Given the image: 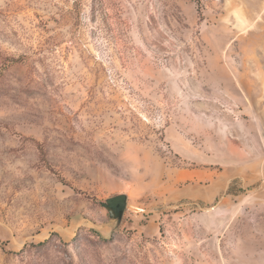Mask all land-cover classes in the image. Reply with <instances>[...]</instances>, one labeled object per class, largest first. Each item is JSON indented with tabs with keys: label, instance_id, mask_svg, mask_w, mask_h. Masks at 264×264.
<instances>
[{
	"label": "rangeland",
	"instance_id": "1",
	"mask_svg": "<svg viewBox=\"0 0 264 264\" xmlns=\"http://www.w3.org/2000/svg\"><path fill=\"white\" fill-rule=\"evenodd\" d=\"M0 264H264V0H0Z\"/></svg>",
	"mask_w": 264,
	"mask_h": 264
},
{
	"label": "water",
	"instance_id": "2",
	"mask_svg": "<svg viewBox=\"0 0 264 264\" xmlns=\"http://www.w3.org/2000/svg\"><path fill=\"white\" fill-rule=\"evenodd\" d=\"M102 206L108 212L109 218L115 222L114 231H118L127 207V197L120 195L110 198Z\"/></svg>",
	"mask_w": 264,
	"mask_h": 264
}]
</instances>
